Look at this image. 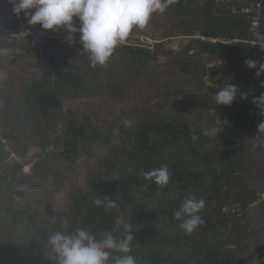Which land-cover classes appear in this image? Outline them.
I'll return each mask as SVG.
<instances>
[{
  "label": "trees",
  "instance_id": "trees-1",
  "mask_svg": "<svg viewBox=\"0 0 264 264\" xmlns=\"http://www.w3.org/2000/svg\"><path fill=\"white\" fill-rule=\"evenodd\" d=\"M0 2L3 6L11 4L5 0ZM251 2L261 3L262 16L254 29L248 15L242 12ZM2 12L1 9L0 13ZM166 12L177 13L179 16L196 13V25L185 32V36L191 37L192 40V45L186 47V52L193 50L199 56L220 61V64L212 69L214 80L219 85L233 71L234 64L229 60L243 54L249 48L250 42L257 43L255 45L262 43L260 38L264 37V0H173ZM5 19L6 15H2L0 21ZM134 28L129 37H132ZM171 33L166 32L165 38L162 39L171 38ZM214 38L223 39L226 43L209 41ZM69 48L57 50L48 46L39 51L19 40L0 42V56L6 51H10L12 55L6 65L10 70L7 79L0 82V98L4 101V106L0 108V123L4 126H19L21 129L18 131L22 136H26L32 146L39 149H48L53 142L56 149L59 146L58 152L61 156L78 152L86 147L88 142L93 141L92 139L96 140L98 135L88 118L77 120L72 117L62 126L61 143L50 141L47 137L51 133L53 117L61 106L59 96L91 97L101 94L102 90L101 84L96 81L97 73L93 69H85L89 71L86 73L79 72L84 70V67L74 63L76 57ZM256 49H260V46H256ZM113 53L123 56L122 64L133 66L136 61L143 66L144 61L152 59V53L162 57H168L170 54L159 46L148 50L121 44ZM84 57L83 62L86 61L85 65L89 66V55ZM248 59L264 63V53L257 57L247 55L240 63V71L235 72V79L255 84L254 92L259 97L264 93V87L261 86L264 73L256 75L259 64L257 69H248L245 65ZM33 70L40 73L39 79L31 76ZM123 85L125 84L108 83L105 92L107 91L106 94L112 100L121 102L124 96L114 88H122ZM241 96L238 102L244 107V112H256L257 106L252 103L253 98L246 96L247 98L242 99ZM195 104L193 112L198 106L199 108L194 116L187 114L186 110L177 112V109L170 106L159 118H149L146 115L149 119H138L132 122L130 127L120 124L122 135L118 138V144L111 147L108 155L96 160L95 167L88 171L86 190L72 194L64 225H37L35 216L27 208L15 213L6 211L9 216L5 217L6 223L1 227L3 233L0 237V264H50L47 259V238L55 231L70 232L82 228L95 233L98 239L101 238L102 232L111 231L114 236L120 238L123 228L118 226L116 221L121 216L130 220L134 226L131 254L136 258L137 264H229V251L225 245L219 243L205 245L194 255L176 256V252L184 247L182 237L186 233L177 227L174 212L187 196L201 199L198 190H202L206 195L202 198L205 200V207L200 213L204 223L195 230L202 233L215 229L216 219L211 218L213 208H210L216 196L226 188L238 189L237 195L233 193V203H239L235 206L240 208L239 210L249 209L252 202L257 200L254 196L248 199V193L244 186L242 187L246 177L242 162L243 152L238 149L229 150L220 157H212L200 143L208 127L220 130L221 126L209 118L213 117L214 107L200 99H196ZM206 115L207 119L201 121ZM193 117H197L200 123L194 124ZM193 135L198 139L193 141ZM170 144H180L183 152L177 159L166 158L170 180L167 186L160 187L152 181H146L143 173L164 165L163 160L159 159L162 149ZM4 159L0 153V161ZM153 159H156L157 163H153ZM21 169L22 165L16 164L9 171L0 169V175L10 183L28 184V178L17 176ZM33 173L35 174V169ZM246 179L248 180V177ZM98 196H109L117 203V208L96 207L93 201ZM255 208H264V201L256 204ZM157 209L162 217L151 218ZM158 223H164L165 228H158ZM112 255L115 257L119 253L113 252Z\"/></svg>",
  "mask_w": 264,
  "mask_h": 264
},
{
  "label": "rangeland",
  "instance_id": "rangeland-1",
  "mask_svg": "<svg viewBox=\"0 0 264 264\" xmlns=\"http://www.w3.org/2000/svg\"><path fill=\"white\" fill-rule=\"evenodd\" d=\"M5 1L10 2V0ZM251 5L252 2L247 6L248 11L251 10L255 16V20L250 18L251 22L258 24L262 15L258 12L259 10H252ZM7 8L8 6H3L0 2V12L1 9L3 11L0 13V19L2 15H5ZM197 20L194 12L179 16L177 13L165 11L154 13L144 29L134 28L132 37H129L125 43L132 45L134 40L145 34L150 37L152 43L171 42L168 43V47H160L162 50H170L168 57L152 53V59L144 61L143 66H140L138 61L135 66L122 64L123 56L116 53H113L102 66H93L90 60L89 66H86V61L83 62V60L88 53L82 50L79 42L69 48L76 57L74 63L81 68L84 67V70L79 72L86 73L89 71L85 69H93L97 73L96 81H99L102 90L101 94L91 97L72 98L68 95H60L61 106L57 115L53 117L54 123L47 138L50 141L56 140V143L60 144L62 126L67 119L88 118L98 137L96 140L92 139L93 141L88 142L86 147L78 152L61 156L58 152L59 146L56 149V144L53 142L48 149H39L32 146L26 136H22V133L18 131L21 129L19 126L15 124L4 126L0 123V153L5 158L0 161V169L9 171L13 165H22L17 176L29 179L28 184L18 185L7 182L4 176L0 175V237L3 233L1 227L6 223L5 217L9 216L5 213L6 211L15 213L17 210L27 208L35 216L37 225L48 227L64 225L72 194L86 190L88 171L95 167L96 160L108 155L111 147L118 144V138L122 135L120 124H123L124 119H128L132 124L138 119H149L150 116L159 118L160 114L170 106L177 109V112L186 110L187 114L194 116L197 115L199 108L198 106L193 112L196 107L195 101L200 99L215 108L216 116L213 114V117L209 118L221 126L220 130L215 128L217 132L220 131L217 136L211 133L213 127H208L200 143L208 154H212V157H220L229 150L242 151V162L248 177V180L246 177L243 180L242 187L244 186L247 191L248 199L254 196L257 200L252 202L249 209L239 210L240 208L235 207L239 203H233V193L237 195L238 189L226 188L221 194L215 195L216 200L210 208H213L211 218L216 219L215 229L206 233L193 231L191 234H186L182 237L185 242L184 247L182 251L176 252V256L194 255L205 245L212 246L213 243H219L225 245L229 251V264H264V208H255L256 204L264 201V130L258 131V125L264 120V115L258 107L254 113L244 112V107H241L238 102L239 96L246 94V96L258 98L254 92L256 85L235 79V72L240 71V63L246 56L257 57L264 53V49H256L259 45L250 42L249 48L243 54L228 59L234 64L233 71L219 85L214 80L212 69H215L220 61L199 56L193 50L186 52V47L192 45V40L191 37L185 36V32L195 26ZM166 32H172L173 36L162 39L165 38ZM215 39H209V41L212 42ZM10 54V51H6L0 56V82L7 79L10 71L6 68L12 56ZM225 62L228 63L227 60ZM31 76L39 79L40 73L33 70ZM108 83L125 84L122 88L116 86L114 88L124 96L121 102L112 100L106 94L105 86ZM228 83L237 86V99L229 106H216L215 94ZM258 89L262 88L258 87ZM245 101L248 102V100ZM3 106L4 101L0 98V108ZM146 115L149 118L145 117ZM206 117L208 116L203 117L201 121L207 119ZM216 117L221 122L227 121V123L222 127ZM193 118L194 124L200 123L197 117ZM182 152L183 147L180 144L166 145L162 149L159 161L163 160L166 164V158L177 159ZM153 163H157V160L153 159ZM199 192L201 198L206 196L202 190L197 191ZM159 208L162 209L161 205ZM153 214L155 215L151 218L162 217V214L159 215V209ZM160 227L165 228V224L158 223V228Z\"/></svg>",
  "mask_w": 264,
  "mask_h": 264
},
{
  "label": "clouds",
  "instance_id": "clouds-1",
  "mask_svg": "<svg viewBox=\"0 0 264 264\" xmlns=\"http://www.w3.org/2000/svg\"><path fill=\"white\" fill-rule=\"evenodd\" d=\"M172 2L173 0H10L13 14L19 16L23 13L30 27L39 25L44 31L53 33L62 31L66 33L64 39L69 45L73 44L78 37L82 50L88 53L93 66L104 65L120 44L148 50H154L156 46L168 47V43L171 42L154 40L155 43H152L148 36L138 37L132 45L125 41L134 27L144 29L154 13H164ZM195 37L204 40L202 37ZM145 38L149 39L152 44L140 41ZM260 39L262 43L258 45L264 49V37ZM212 42L226 43L223 39H215ZM163 50L170 52L169 49ZM258 64L257 76L264 73V63H259L254 59L245 61L248 69H257ZM261 86L264 87V82ZM237 94L236 85L230 83L223 85L215 94L216 106L231 105ZM241 98H247L246 94ZM252 103L264 115V93L258 98H253ZM212 111L216 116L215 111L213 109ZM217 122L222 127L227 123L219 119ZM122 123L125 127L131 126V121L128 119H124ZM261 130H264V120L258 125V131ZM219 132L215 128L211 130V133L216 136ZM191 139L195 141L198 137L193 135ZM170 175L168 165L164 164L143 173V178L146 181H152L157 186L164 187L168 185ZM93 203L98 208H117V203L109 196H98ZM204 207V199L187 196L174 212V218L178 222L177 227L184 233L191 234L204 223L200 215ZM116 223L123 228L120 238L114 236L111 231H104L98 239L95 233L82 228L70 232L51 233L47 238V259L50 264H137L136 258L131 254L134 226L123 216L118 217ZM113 252L119 255L113 257Z\"/></svg>",
  "mask_w": 264,
  "mask_h": 264
},
{
  "label": "built area",
  "instance_id": "built-area-1",
  "mask_svg": "<svg viewBox=\"0 0 264 264\" xmlns=\"http://www.w3.org/2000/svg\"><path fill=\"white\" fill-rule=\"evenodd\" d=\"M251 8L252 10H259L258 12H260L261 3H252ZM243 12L246 13L249 18L255 20L253 12H251V10L248 11L247 7L243 9ZM251 23L252 27L257 26V23ZM65 35L66 33L62 31L55 33L51 31H44L39 25L30 27L27 24L23 13H21L19 16L13 14L12 4L8 8L6 19L3 22H0V42L14 40L24 41L29 46L36 48L39 51L48 46H53L57 50H64L78 42L77 37L76 41L69 45L65 42ZM140 41L152 44L147 38L140 39Z\"/></svg>",
  "mask_w": 264,
  "mask_h": 264
}]
</instances>
